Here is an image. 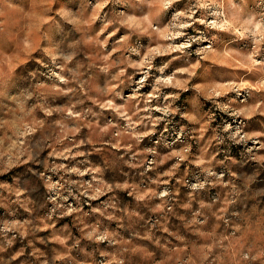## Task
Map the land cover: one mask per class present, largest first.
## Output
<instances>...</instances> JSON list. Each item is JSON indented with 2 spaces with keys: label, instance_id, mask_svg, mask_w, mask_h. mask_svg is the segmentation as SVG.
<instances>
[{
  "label": "rangeland",
  "instance_id": "obj_1",
  "mask_svg": "<svg viewBox=\"0 0 264 264\" xmlns=\"http://www.w3.org/2000/svg\"><path fill=\"white\" fill-rule=\"evenodd\" d=\"M0 264H264V0H0Z\"/></svg>",
  "mask_w": 264,
  "mask_h": 264
},
{
  "label": "bare ground",
  "instance_id": "obj_2",
  "mask_svg": "<svg viewBox=\"0 0 264 264\" xmlns=\"http://www.w3.org/2000/svg\"><path fill=\"white\" fill-rule=\"evenodd\" d=\"M215 21V20H214Z\"/></svg>",
  "mask_w": 264,
  "mask_h": 264
}]
</instances>
